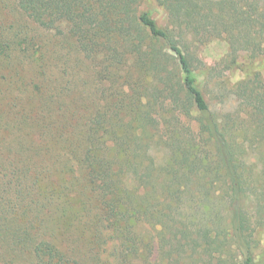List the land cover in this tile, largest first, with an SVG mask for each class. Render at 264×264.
<instances>
[{"label":"trees","instance_id":"obj_1","mask_svg":"<svg viewBox=\"0 0 264 264\" xmlns=\"http://www.w3.org/2000/svg\"><path fill=\"white\" fill-rule=\"evenodd\" d=\"M143 1L16 0L39 28L54 33L38 46L26 37L17 44L18 58H28L35 75L16 74L0 107V232L7 231L14 252L0 254V264H27L19 251L33 264H101L107 228L118 264H257L238 146L198 75L201 51L214 40L263 52L264 0H156L165 27ZM209 73L223 80L216 66ZM261 85L248 79L235 88L258 129ZM167 99L172 115L164 128L159 102ZM182 117L197 120V133L187 128L185 138L177 130ZM159 138L162 165L153 151ZM203 140L212 148L205 150ZM77 167L89 200L77 197ZM217 181L220 195L211 193ZM192 185L198 193H187ZM220 197L230 221L216 231L200 224V211ZM189 201L193 223L178 219ZM87 215L94 235L80 243L74 234ZM140 223L155 229L158 256Z\"/></svg>","mask_w":264,"mask_h":264},{"label":"rangeland","instance_id":"obj_2","mask_svg":"<svg viewBox=\"0 0 264 264\" xmlns=\"http://www.w3.org/2000/svg\"><path fill=\"white\" fill-rule=\"evenodd\" d=\"M141 7L157 20L159 26L165 27L168 25L166 11L156 0H144ZM52 33L54 32L39 28L28 18L17 6L16 0H0V107L4 103L5 95L11 94L9 86L15 85L12 82L16 74H23L26 79L35 75L34 67L30 66L29 59L18 58L21 50L17 44L26 37L35 46H38L40 43L47 42L46 39H49ZM5 44H9V46ZM200 56L203 63H205L199 71L201 73L198 75L200 86L210 103L211 110L218 115L222 125L232 136L230 138L233 139L234 136L238 146L237 157L242 166H244L242 172L247 190L244 201L250 219V231L253 233L254 256L257 264H264V128H257V124H254L249 115L250 106L246 105L235 92V88L242 80L259 81L262 84L261 86H264V49L261 53H254L244 47L233 49L226 40H214L204 46ZM213 66L218 68L219 77L223 79L221 83L218 77L209 73ZM52 71L57 73V68H53ZM85 75L87 76V70ZM17 92L19 90L15 93ZM168 102V99L164 104L161 101L159 102V110H161L160 127L164 124V128L167 118L172 115L170 107L167 108ZM195 115L196 113H194ZM187 128L192 133H197L199 129L197 120L193 117H182L181 124H179L177 130L185 132L183 134L185 138L188 137ZM204 140L203 148L205 150L212 148L211 143L204 142ZM164 144L163 138H159L153 150L157 153V162L160 165L166 162ZM76 176L78 178L74 181V184L79 187L82 193V195H77L78 199L85 198L89 200L90 191L86 187L82 179V172H80L78 167L75 172ZM54 178H57V176H54ZM220 190L221 182L217 181L214 187L211 188V193L215 192V194L220 195ZM198 191L196 185H192L187 189V193H198ZM187 199L190 200V196ZM72 200L74 205H76V200ZM215 200L216 204L212 206L213 209L207 208L204 214L200 211V224L210 226L217 231L221 229L222 225L229 223L230 211L221 197ZM217 212L219 213L217 214ZM90 213H96V209L93 208L92 211H89ZM193 214H196V211H194L192 202L189 201L185 203L183 210L179 212L178 219L184 220V218L188 217L191 220L190 222H196L198 219ZM89 218L90 216L87 215L78 220L79 223L74 235L79 236L80 243L89 242L94 235L92 222L86 223ZM75 228L74 223L71 230ZM138 229L146 240H152L153 257L158 256L153 226L149 223H140L138 224ZM5 232L7 231L0 232V254L7 252L13 255L14 252L10 246L12 240ZM112 233L113 231L109 228L104 230V237L100 246L101 264L103 262L107 264V260L110 262L109 264H118L116 257L113 255L116 241L114 237L112 239L109 238ZM16 256L26 260L27 264H33V259L24 251H19ZM81 257L83 259L87 258L85 255H81ZM196 257L194 256V258ZM238 259L240 260V258ZM204 263L210 264L209 260L206 262L204 260ZM84 264L88 263L85 262Z\"/></svg>","mask_w":264,"mask_h":264}]
</instances>
